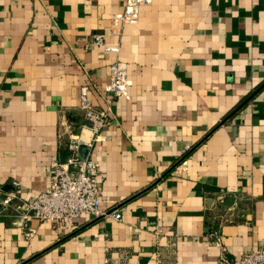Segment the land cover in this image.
<instances>
[{"label":"crops","instance_id":"0c3cea01","mask_svg":"<svg viewBox=\"0 0 264 264\" xmlns=\"http://www.w3.org/2000/svg\"><path fill=\"white\" fill-rule=\"evenodd\" d=\"M124 2L0 0V198L32 200L75 138L108 213L31 219L26 238L0 207V264H229L264 247V0H149L113 22ZM115 60L120 97L104 89ZM82 85L110 120L90 147Z\"/></svg>","mask_w":264,"mask_h":264},{"label":"built area","instance_id":"2783aa9c","mask_svg":"<svg viewBox=\"0 0 264 264\" xmlns=\"http://www.w3.org/2000/svg\"><path fill=\"white\" fill-rule=\"evenodd\" d=\"M147 2L149 0H125L123 11L114 16L113 22L120 24L136 22L138 8ZM91 37L94 44L102 46L104 50L118 52L119 46L108 44L103 33H95ZM108 74L104 89L113 96H124L130 85L124 62L119 60L111 62ZM87 90L86 85L79 88V108L83 111V117L92 134L91 142L88 143L90 147L110 120L105 111L93 107L87 97ZM78 143V139L70 140L68 145L70 152L64 160L56 156L51 157L47 184L32 200L23 199L19 193H11L0 198V207L19 220L26 238L32 237L35 232V229L27 225L31 219L48 222L56 230H62L66 226L74 225L82 215L89 218L108 215L101 207L99 162L88 153L81 160L76 154ZM211 235L219 238L216 229L212 230ZM107 263L108 260L105 259L103 264ZM229 264H264V247L246 250Z\"/></svg>","mask_w":264,"mask_h":264},{"label":"water","instance_id":"95a60500","mask_svg":"<svg viewBox=\"0 0 264 264\" xmlns=\"http://www.w3.org/2000/svg\"><path fill=\"white\" fill-rule=\"evenodd\" d=\"M88 152V147L85 144H78L76 154L77 156L83 160Z\"/></svg>","mask_w":264,"mask_h":264}]
</instances>
